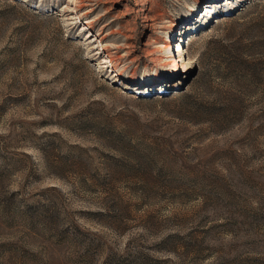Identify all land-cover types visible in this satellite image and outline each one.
<instances>
[{
    "label": "rangeland",
    "instance_id": "obj_1",
    "mask_svg": "<svg viewBox=\"0 0 264 264\" xmlns=\"http://www.w3.org/2000/svg\"><path fill=\"white\" fill-rule=\"evenodd\" d=\"M0 264H264V0H0Z\"/></svg>",
    "mask_w": 264,
    "mask_h": 264
},
{
    "label": "bare ground",
    "instance_id": "obj_2",
    "mask_svg": "<svg viewBox=\"0 0 264 264\" xmlns=\"http://www.w3.org/2000/svg\"><path fill=\"white\" fill-rule=\"evenodd\" d=\"M88 11H90V9L86 10V12H88ZM179 46H181V44H179ZM182 48H184V47H182ZM173 61H174V64L177 65V63L175 62V58L173 59Z\"/></svg>",
    "mask_w": 264,
    "mask_h": 264
}]
</instances>
